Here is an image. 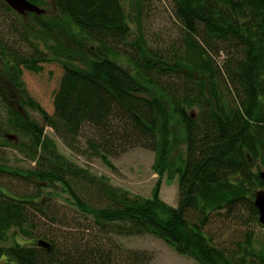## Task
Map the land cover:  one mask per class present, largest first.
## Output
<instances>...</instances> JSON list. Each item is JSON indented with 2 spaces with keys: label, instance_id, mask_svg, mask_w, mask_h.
Returning a JSON list of instances; mask_svg holds the SVG:
<instances>
[{
  "label": "trees",
  "instance_id": "16d2710c",
  "mask_svg": "<svg viewBox=\"0 0 264 264\" xmlns=\"http://www.w3.org/2000/svg\"><path fill=\"white\" fill-rule=\"evenodd\" d=\"M29 1L45 13L20 15L0 0V149L24 150L34 162L21 173L0 161V178L16 175L31 188L19 195L0 181V243L14 230L0 264H150L148 252L116 240L145 234L197 264H264V237L260 244L249 229L259 223L254 194L264 190V0H172L182 33L157 50L141 26L132 31L122 0H51L50 8ZM131 1L139 23L143 0ZM49 61L63 69L51 114L21 80ZM45 127L73 154L108 167L132 149L152 151L159 178L152 195H131L79 168ZM164 175L178 180L176 207L160 197ZM58 192L72 207L60 217L51 204ZM216 221L241 229L218 246L207 229Z\"/></svg>",
  "mask_w": 264,
  "mask_h": 264
},
{
  "label": "rangeland",
  "instance_id": "374dc122",
  "mask_svg": "<svg viewBox=\"0 0 264 264\" xmlns=\"http://www.w3.org/2000/svg\"><path fill=\"white\" fill-rule=\"evenodd\" d=\"M122 1L127 16L131 18L130 26L132 31L134 33L138 32L139 26H141V32L150 48H156V50L169 48L172 44L179 42L182 31L172 15V0H143L140 7L141 18L139 23L138 20L136 21L135 19L136 6L138 5L132 3L131 0ZM46 3V7H52L51 0H46ZM132 4L134 6H132ZM3 18L5 19L7 17L4 15ZM6 23H8V20ZM120 48L122 49L124 47ZM222 58V56L219 57V62ZM116 59L128 72L135 74L134 64L131 61L122 55L116 57ZM40 68L41 69L34 71L24 70L21 75V80L33 100L48 114H51L53 113L54 93L58 88L63 69L60 64L52 61L41 63ZM219 82V91L225 98H229L230 94L224 89V81L219 78ZM29 108L30 107H26L25 109L29 116L41 122L39 113ZM4 117L5 115L0 108V118L3 119ZM4 132L5 131H2V136ZM45 133L53 139L58 152L79 168L83 170H91L97 175L106 177L109 184L114 187L126 189L131 195L141 197H150L152 195V191L159 179L152 167L155 157L152 151L140 148L132 149L117 158L111 157L110 161L112 167H108L99 159L93 158L88 160L82 155L73 154L65 147L62 140L55 135L49 127H45ZM5 138L10 142L15 143L13 140H9L7 137ZM19 142L20 139H18L17 143ZM25 154L26 152L24 150L20 152L19 149H13L10 147L2 148L0 149V161L3 162L6 167L9 165L12 169H17L23 173V169L30 168L34 165V162L27 160ZM19 168H21L22 171ZM0 181L15 194L21 195L26 190L27 192L31 191V188H28L29 186L23 182L22 178L16 175L3 174ZM160 182L161 199L167 204L176 207L178 204L177 178L166 179L164 175L160 178ZM57 184L61 187L59 183ZM58 193L59 196L56 198L53 197L51 204L54 206V212H57L58 217H60L63 211H66V209L71 206L67 205L65 199L67 194L63 192ZM70 212L74 213L73 210L68 211V213ZM80 220L81 219H77V221ZM44 228H48V226L39 228V233L46 232ZM251 228L254 230L255 237L259 238L261 244L264 237V227L260 223H257L251 225L249 229ZM207 229L212 232V237L216 239L217 245L223 246L224 244H228L232 236L235 235V232L241 228H235L233 221H216L210 224ZM249 229L248 231H250ZM13 231V229L10 230L7 240L1 242L0 247L13 245ZM15 238L19 243L28 244L29 242L28 240L21 239L18 235H16ZM116 240L126 248L148 252L151 255L150 264H197L190 258L178 255L162 239L153 235L145 234L133 237H120ZM3 260L4 257L1 259L0 263H2Z\"/></svg>",
  "mask_w": 264,
  "mask_h": 264
},
{
  "label": "water",
  "instance_id": "95a60500",
  "mask_svg": "<svg viewBox=\"0 0 264 264\" xmlns=\"http://www.w3.org/2000/svg\"><path fill=\"white\" fill-rule=\"evenodd\" d=\"M11 9L19 13L20 15H26L27 13H34L36 15H42L45 13V9L33 4L29 0H3ZM6 137L9 140L17 141V137L14 134H6ZM246 160L250 168H253V162L250 155L246 152ZM259 176L262 181H264V170L259 173ZM253 203L258 211V220L261 225L264 226V190H258L254 194ZM38 245L50 248V244L40 240Z\"/></svg>",
  "mask_w": 264,
  "mask_h": 264
},
{
  "label": "flooded vegetation",
  "instance_id": "af4514ba",
  "mask_svg": "<svg viewBox=\"0 0 264 264\" xmlns=\"http://www.w3.org/2000/svg\"><path fill=\"white\" fill-rule=\"evenodd\" d=\"M258 222H259V220H258ZM263 226V225H262ZM264 227V226H263Z\"/></svg>",
  "mask_w": 264,
  "mask_h": 264
}]
</instances>
